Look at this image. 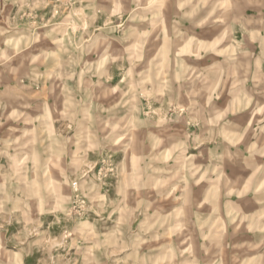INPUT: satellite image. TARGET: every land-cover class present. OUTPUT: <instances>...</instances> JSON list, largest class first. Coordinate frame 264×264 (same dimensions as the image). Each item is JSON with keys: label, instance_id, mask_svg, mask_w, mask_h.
Returning a JSON list of instances; mask_svg holds the SVG:
<instances>
[{"label": "rangeland", "instance_id": "374dc122", "mask_svg": "<svg viewBox=\"0 0 264 264\" xmlns=\"http://www.w3.org/2000/svg\"><path fill=\"white\" fill-rule=\"evenodd\" d=\"M0 264H264V0H0Z\"/></svg>", "mask_w": 264, "mask_h": 264}]
</instances>
